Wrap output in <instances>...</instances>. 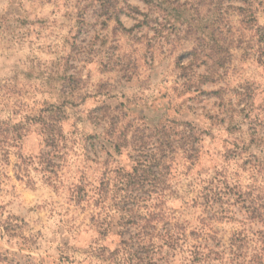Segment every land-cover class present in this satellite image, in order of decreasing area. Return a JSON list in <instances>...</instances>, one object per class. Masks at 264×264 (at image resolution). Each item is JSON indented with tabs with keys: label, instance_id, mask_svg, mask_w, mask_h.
Wrapping results in <instances>:
<instances>
[{
	"label": "rangeland",
	"instance_id": "1",
	"mask_svg": "<svg viewBox=\"0 0 264 264\" xmlns=\"http://www.w3.org/2000/svg\"><path fill=\"white\" fill-rule=\"evenodd\" d=\"M171 122L193 139L138 207L113 186L117 172L133 136ZM255 255L264 0H0V264Z\"/></svg>",
	"mask_w": 264,
	"mask_h": 264
},
{
	"label": "trees",
	"instance_id": "2",
	"mask_svg": "<svg viewBox=\"0 0 264 264\" xmlns=\"http://www.w3.org/2000/svg\"><path fill=\"white\" fill-rule=\"evenodd\" d=\"M168 125H156L153 128L145 127L142 132H149V135L143 134L138 138L133 136L132 147L133 154L130 156L131 166L119 169L118 178H116L115 188L122 192V197L128 200L143 203L146 199L155 194L161 195L168 174L167 163L169 155L175 153V149H179L182 140L193 139L192 130H180V123H170ZM140 132V131H139ZM146 140H153L154 143L148 144ZM124 145H116L115 149L120 150L121 147H127V137L124 139ZM188 152H197V148L191 145ZM106 182L103 183L105 192L111 190L105 188ZM103 189V191H104ZM132 212V210H126ZM243 260L239 263L242 264ZM244 260L243 264H246ZM251 264H264V255H255L251 258Z\"/></svg>",
	"mask_w": 264,
	"mask_h": 264
}]
</instances>
